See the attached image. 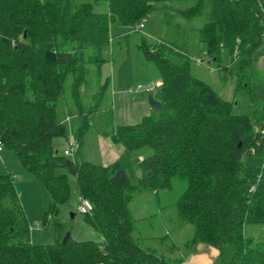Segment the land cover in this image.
I'll use <instances>...</instances> for the list:
<instances>
[{"label": "trees", "instance_id": "1", "mask_svg": "<svg viewBox=\"0 0 264 264\" xmlns=\"http://www.w3.org/2000/svg\"><path fill=\"white\" fill-rule=\"evenodd\" d=\"M100 1L107 14L73 0H0V144L43 185L47 221L56 220L69 204L67 173L73 175L78 195L93 204L91 214L82 217L103 238L96 243L69 237L62 244L67 231L55 221V243L33 245L14 181L9 174H0V264H178L179 260L158 255L134 239L129 210L135 193L171 190L176 179L186 181V187L175 208L179 218L193 227L185 248L198 243L215 248V264H264V240L244 236L246 226H264V107L233 114L230 102L191 75L186 54L163 43H148L144 37L137 45L160 74L154 94L161 110L137 125L118 127L111 139L128 153L151 150L138 161L142 171L138 183L131 185L118 162L107 167L74 162L53 144L66 138V126L56 113L65 78L72 77L70 94L83 121L75 139L80 148L106 82L86 111L79 90L91 68L101 78L110 23L132 28L156 4L189 2L177 11L187 20L207 10L206 22L197 30L204 55L217 61L223 49L230 55L236 49L230 64L236 88L256 100L254 63L264 39V0H96L95 4Z\"/></svg>", "mask_w": 264, "mask_h": 264}, {"label": "rangeland", "instance_id": "2", "mask_svg": "<svg viewBox=\"0 0 264 264\" xmlns=\"http://www.w3.org/2000/svg\"><path fill=\"white\" fill-rule=\"evenodd\" d=\"M96 0H73L74 3H90L94 5V11L100 14H107V7L102 1L95 4ZM190 5L189 2H170L164 5L156 4L155 8L148 14L144 21V28L141 32L132 33L131 36L135 43L138 44L140 38L144 37L148 43H163L171 47L176 52L186 54L189 57V68L191 75L209 85L215 93L232 104V112L235 115L250 114L253 111L264 107V39L260 55L255 60L254 66L257 77L254 80V94L256 100L251 101L250 94L245 90L236 88L235 72L230 68V64L237 54L236 49L232 55L227 49L220 52L219 60L208 59L200 50L203 47L198 42L197 30L206 22L207 10L203 16L192 19H184L178 14V10H182ZM264 28V16L262 17ZM114 26H122L119 22H112ZM114 32L110 33V37ZM120 39V38H119ZM111 50L103 53L105 60L101 69V78L98 79L91 68L86 77L85 84L80 88V96L86 111L89 106L95 103L94 95L100 91L99 87L102 83L107 86L102 90V101L99 112L92 116L89 123V129L83 135L82 145L79 148L77 141L73 146L70 140L76 139L79 128L83 121L78 117V110L71 98L70 90L72 77L69 75L63 83V93L57 100L56 113L58 121L64 119L70 113L73 121L71 125L65 123L66 138H59L53 141L55 149L59 154H63L65 150H72V154L67 156L72 161H85L97 164L96 138L98 135L106 133L111 135L114 129V121L112 120L111 100L109 93V80L111 76L110 59L116 55L117 42ZM132 50H137L135 46ZM109 49V47H108ZM138 52V51H137ZM111 53V54H110ZM139 55L141 53H138ZM232 56V57H231ZM197 57L203 59L202 63H198ZM218 67L220 70L218 71ZM136 81L131 85L141 83ZM161 80L155 82L160 85ZM157 90V89H156ZM149 93L147 92V96ZM67 102V106H65ZM67 118V117H66ZM151 154L149 148H142L133 155L126 154L123 159L128 161L131 166L127 169L130 181L136 183L137 176L141 171L139 159L145 158ZM81 155V156H80ZM131 169V170H130ZM64 173H67L63 170ZM0 174L10 175L14 181L19 201L30 226V241L33 245H52L58 239L55 229V223L59 222L67 232H72L71 236L83 235L84 228L89 224L76 214L75 207L77 203V185L75 177L67 173L68 182L71 189L69 204L61 208L60 214L56 220H46V212L48 199L43 185L29 174L21 165L17 157L12 151L3 149L0 152ZM136 176V177H135ZM138 183V182H137ZM171 190H159L155 192L135 193L133 202L129 205L134 225L136 227L135 235L139 239L138 243L146 249L154 250L158 255L168 259L180 258L186 253L183 245L193 234V227L183 222L175 208L176 199L182 194L186 187V181L176 179L171 182ZM70 213L76 214L71 219ZM56 221V222H55ZM70 236V237H71ZM98 235H96L97 237ZM244 236L254 240H264V226L249 225L244 229ZM63 238V236H62ZM72 239V238H71Z\"/></svg>", "mask_w": 264, "mask_h": 264}, {"label": "crops", "instance_id": "3", "mask_svg": "<svg viewBox=\"0 0 264 264\" xmlns=\"http://www.w3.org/2000/svg\"><path fill=\"white\" fill-rule=\"evenodd\" d=\"M160 5H164V3H161ZM111 24L112 22L109 25V35L111 32H114V35L112 37H109V45H108L109 49L107 47V50L110 51L111 46L115 45L114 39L120 38L119 39L120 41L117 42L116 55L113 59L112 58L110 59V67H111V76L109 80V90H110L109 93L111 100L110 113L112 114V120L114 121L113 123L114 129L112 132V134H114L118 127L137 125L145 117L151 115L152 110L149 107L147 92L144 89L137 90L136 87L138 85H141L144 88L150 87L154 85L155 82H157L159 79L161 80V78L155 65L152 62L145 60L142 54L140 55L138 54L141 53L137 48L138 44L135 43V40H133L131 36L132 33L141 32V30L137 29V25H135L132 28L116 25L114 26L115 28H113ZM133 46H135L137 50H132L131 47ZM199 50L204 54V51L202 50L201 47L199 48ZM136 79H139L137 80L138 82L142 80L141 83L143 84L137 83L135 86L131 85L133 84L134 81H136ZM106 86L103 88V90L106 88ZM159 86L160 85H158L152 91L154 97H155L154 93ZM102 98L99 103V108L101 106ZM80 100H81V96H80ZM73 105H75L74 102ZM65 106H67V102H65ZM99 108H98V112H99ZM66 117L60 120V122L64 124L65 123L69 124L70 126L73 121L70 113H68ZM111 135H107L106 133L102 132V135H98L96 138L95 143L97 149V155H96L98 160L97 164L103 167H107L115 162H118L125 171L131 185H135L140 180L142 176V172H139L137 176L138 181L136 183L130 181L128 177V171L126 168L129 169L131 164L125 159H123L128 152H126L122 144L114 143L111 139ZM74 141L75 138L70 140V142H74ZM128 154H130L131 156L133 155V153H128ZM148 156L149 155H147L145 158H147ZM139 160L142 159L140 158ZM132 202L133 199L130 202V204ZM76 214L74 218L76 217ZM78 216L80 215L78 214ZM80 217L82 218V216ZM135 230L136 227L133 232V237L138 241L139 239L137 238L138 236L135 235ZM82 233L83 235H76L74 237L71 236L72 240L94 241L96 243H101L103 241V238L90 225L86 226V228H84V232ZM96 235L98 236L96 237ZM184 249L188 254H182L180 258L173 259V260H179L180 262L178 264H215L218 257V251L215 248L204 243H198L197 245L191 247L190 249L184 247Z\"/></svg>", "mask_w": 264, "mask_h": 264}, {"label": "built area", "instance_id": "4", "mask_svg": "<svg viewBox=\"0 0 264 264\" xmlns=\"http://www.w3.org/2000/svg\"><path fill=\"white\" fill-rule=\"evenodd\" d=\"M142 28H144V21L143 22H140L138 25H137V29L138 30H141ZM198 63H201L202 61L201 60H197ZM157 86L154 84L150 87H146L144 88L143 86L141 85H138L136 87L137 90H141V89H144L146 92H152L154 88H156ZM73 146V143L74 142H70ZM2 151V145L0 144V152ZM64 156H69L72 154V150H65L64 151ZM93 210V204L88 200V199H85L81 196L78 195L77 197V203H76V207H75V211L77 214L81 215V216H85V215H89L91 214Z\"/></svg>", "mask_w": 264, "mask_h": 264}, {"label": "water", "instance_id": "5", "mask_svg": "<svg viewBox=\"0 0 264 264\" xmlns=\"http://www.w3.org/2000/svg\"><path fill=\"white\" fill-rule=\"evenodd\" d=\"M23 37L25 38V32H24ZM147 98H148V103H149L150 109L153 112L158 113L161 110V103L155 99V97L153 96V93H149ZM74 216H75L74 213H70L71 219H73ZM69 237H70V232H66L62 238L61 243L62 244L66 243V241L68 240Z\"/></svg>", "mask_w": 264, "mask_h": 264}]
</instances>
